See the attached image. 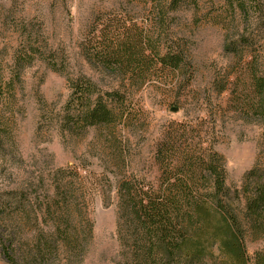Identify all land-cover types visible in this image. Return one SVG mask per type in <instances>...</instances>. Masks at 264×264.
Listing matches in <instances>:
<instances>
[{"label": "trees", "instance_id": "16d2710c", "mask_svg": "<svg viewBox=\"0 0 264 264\" xmlns=\"http://www.w3.org/2000/svg\"><path fill=\"white\" fill-rule=\"evenodd\" d=\"M136 1L152 9L154 19L149 27H140L121 14H103L94 21L82 47L95 66L119 75L121 89L103 91L79 75L68 79L71 93L59 112L47 104L42 110L46 125L64 137L83 139L90 130L105 134L99 145L109 160L122 168L129 162V145L120 139L117 129L136 118L130 109L134 90L168 83L171 76L182 73L188 74L182 79L185 87L191 81L192 65L185 45L169 39V10L177 11L184 4L198 10L196 0H171L168 5L165 0ZM222 1L224 49L238 63L233 74L239 76L233 85L242 77L248 82L235 109L261 122L264 149V2ZM43 56L37 44L24 45L13 58L10 77L0 61V141L12 136L22 73ZM44 60L52 70L65 72L66 66L54 56ZM232 75L227 76V85L218 87L220 93L227 91ZM205 101L211 106L210 99ZM218 117L216 110L206 117L170 122L157 145L156 183L133 174L117 181L120 251L116 264H264V251L250 257L246 246L249 237L264 239V165L250 171L242 190L228 186L224 158L216 151ZM51 176L54 198L46 213L52 228L39 229L37 216L31 218L25 203H16L19 212L9 219L19 220L24 227L33 223L38 230L36 236L25 239L32 246L24 255V264H46L62 253L82 258L94 232L87 211L92 195L109 192L98 177L81 166L58 169ZM107 182L112 190L110 180ZM38 206L42 211L43 203ZM17 240V235L8 238L0 228L3 256L9 264H19L13 252Z\"/></svg>", "mask_w": 264, "mask_h": 264}, {"label": "rangeland", "instance_id": "374dc122", "mask_svg": "<svg viewBox=\"0 0 264 264\" xmlns=\"http://www.w3.org/2000/svg\"><path fill=\"white\" fill-rule=\"evenodd\" d=\"M169 1L165 3L168 5ZM196 2L198 10L190 4L177 11L169 10L166 24L170 27L169 39L185 45L192 65L191 81L185 87L182 79H187L188 74L182 73L181 77L171 76L168 83L156 82L134 90L130 109L136 118L117 129L120 139L129 145V162L122 168L103 153L99 141L105 134L90 130L83 139L64 137L46 125L42 110L47 104L59 112L71 93L68 79L79 75L91 79L103 91L121 89L119 75L95 66L83 54L82 47L98 16L121 14L145 28L154 19L150 6L136 0H0V61L5 65L6 76L10 77L15 54L28 43L41 47L44 59L54 56L66 66L65 72H56L44 59H38L24 70L22 84L17 85L12 136L0 141V228L8 238L19 237L13 245L19 264H24V255L32 246L25 239L36 236L38 230L33 223L24 227L17 219L10 222V217L19 212L16 203H25L31 218L37 216L39 229L49 231L52 226L47 205L54 198L51 174L71 166L90 171L109 192L105 196L92 195L88 205L94 232L86 243L84 256L72 259L62 253L46 264H116L120 251L116 183L132 174L157 182V145L170 122L206 117L217 110L216 151L224 158L227 184L233 189L242 190L250 171L258 164L264 165L261 122L235 109L248 82L242 77L241 83L233 85L239 76L237 72L233 74L238 63L224 49V2ZM230 73L233 75L227 91L220 93L218 87L227 85ZM207 98L211 106L206 104ZM103 173L112 190L107 179L101 177ZM246 246L253 257L264 251V239L249 237ZM2 250L0 243V264H9Z\"/></svg>", "mask_w": 264, "mask_h": 264}]
</instances>
